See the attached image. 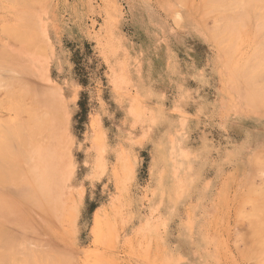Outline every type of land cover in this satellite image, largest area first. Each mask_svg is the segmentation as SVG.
I'll return each instance as SVG.
<instances>
[{
	"label": "rangeland",
	"instance_id": "374dc122",
	"mask_svg": "<svg viewBox=\"0 0 264 264\" xmlns=\"http://www.w3.org/2000/svg\"><path fill=\"white\" fill-rule=\"evenodd\" d=\"M126 11L137 38L127 60L137 55L142 67L131 68L138 98L116 91L119 48L111 53L114 85L106 71L92 85L91 107L84 100L90 115L70 116L47 74L51 35L66 44L82 29L107 66L108 28ZM263 43L264 0H0V264H36V256L37 264H264ZM182 145L186 157L177 159ZM109 156L121 157L113 172L121 209L131 196L123 194L125 171L142 183V159H150L154 197L165 192L158 244L140 233L118 238L134 219L118 209L97 211L89 241H76L86 216L81 194L68 191L78 181L73 160L100 174Z\"/></svg>",
	"mask_w": 264,
	"mask_h": 264
},
{
	"label": "crops",
	"instance_id": "0c3cea01",
	"mask_svg": "<svg viewBox=\"0 0 264 264\" xmlns=\"http://www.w3.org/2000/svg\"><path fill=\"white\" fill-rule=\"evenodd\" d=\"M121 19L122 23H120L117 28L115 27V32L110 33V27H114L116 20ZM110 27L108 28V33L110 35V48L108 49L107 66L105 57H101V53H99L100 45L97 47V45L93 44L92 41L89 42V40L86 39L87 37H83L84 35L82 29L80 39L76 37L74 38L73 34H68L67 39L69 42H67V39L65 38L66 44L63 43V40L57 43L53 34L50 37L51 46L49 49V55H51V59L48 63H46L48 70L47 74L56 82L57 85H59L61 96L70 116H78L82 114L90 115V111L93 110V108H90L91 110L89 112L85 111L83 113L86 105L84 100L87 102L89 101V106L87 105V107H91L90 105L93 104L94 100V96L92 95L97 94V92L94 94L95 92L93 89H95V86L93 87L92 85H98L99 82H103L102 77L106 71L108 72L109 80H111L112 85H114L113 78L110 74V66L111 63L115 62L112 60V56L119 48L121 56L118 61V74L119 77L122 78V82L116 91L124 93L130 98H132V96L138 98L135 94L134 88L130 85L131 68L133 66L137 68L139 67L140 73H142V67L138 61L137 55H134L133 59L127 60V56L130 55L131 51H134L131 48V45L135 40H137L135 35L132 33L131 26L128 23L127 11L123 16H115ZM118 37H122V39H118ZM85 41L86 43L89 42L91 44L90 56L85 54ZM120 44L123 46H120ZM111 53H113V55H111ZM57 54L59 55V61L55 62L53 56ZM111 90V92L115 90L114 86H111ZM88 94L91 95L89 96ZM108 97L111 98L110 96ZM139 99L141 98L139 97ZM141 131L143 134L145 133L144 128L141 129ZM116 149L119 148L116 147ZM145 150L148 156V148L146 145ZM111 156H109L108 163L105 167L106 171L100 174H95L94 170L86 172L85 167L89 164L85 162L84 159L73 160L77 168L78 181L75 187L68 191L72 192L75 190L81 194L83 198L79 202L81 205L80 213L81 216H86V223L83 229L84 231L82 234H78L80 240L77 238L75 233L76 241L78 243H87L89 241V236L86 235V230L88 227L92 226L97 211H117L118 209V211L124 210L126 213H134V219L128 225L130 226V230L126 236L118 235V238H132L137 235V233H140L139 235L144 237L145 241L148 240L152 244H158V238L163 236L161 203H163L165 192L164 189L161 190L159 194H156L155 196H159V200H154V187L150 185V159H142L145 164V177L143 178L142 183L138 178V173L134 177V169L132 170V174L125 171V175L127 176L126 179L128 180L126 182L127 191L123 194L125 199L128 198L129 195L131 196L130 203L121 209L118 208V204L115 203L116 198L114 197L116 194L114 189L116 187V181L113 173L114 168L116 167V164H119L121 157L117 160L116 158L110 159ZM129 160L133 161V164L135 161L138 163L137 159H126L127 162H129ZM156 178L161 182L163 180V172L157 173ZM104 196H107L105 200L95 202V198L101 199ZM117 221L118 219L111 220V223L113 222L116 225L115 229L125 231L122 224H116ZM148 228L154 229L155 232L150 234L148 232Z\"/></svg>",
	"mask_w": 264,
	"mask_h": 264
},
{
	"label": "bare ground",
	"instance_id": "6f19581e",
	"mask_svg": "<svg viewBox=\"0 0 264 264\" xmlns=\"http://www.w3.org/2000/svg\"><path fill=\"white\" fill-rule=\"evenodd\" d=\"M263 46H264V43H263ZM264 63V62H263ZM261 69V68H260ZM250 82V81H249ZM264 83V82H263ZM263 83H261V84H263ZM264 86V85H263ZM259 93V92H258ZM178 144L180 145V142H178ZM178 144H177V146H178ZM176 146V147H177ZM183 148V145H182V147H181V149H178V151H176V154H177V159H185V157H186V154L184 153V150L182 149ZM175 149H177V148H175ZM194 156L196 157V158H200V156H201V153H199V152H196L195 154H194ZM61 166V165H60ZM64 166V165H63ZM61 168V167H60ZM178 168H179V176H180V178L182 179V178H185L186 179V177L188 176V174H189V169H186L185 167H184V165H183V163L182 162H180L179 163V165H178ZM50 169V168H49ZM65 170H66V168H65ZM65 170L63 171V174H62V177H61V180H60V182H59V189H60V191L61 192H66V186L64 185V181H63V176H64V174H65ZM53 171V170H52ZM187 171V172H186ZM48 174V173H47ZM51 174V173H50ZM52 174H53V172H52ZM49 177L51 176V175H48ZM54 176V175H53ZM58 179V178H57ZM57 182H58V180H57ZM53 185V184H52ZM54 186V185H53ZM57 186V185H56ZM56 186H54V187H56ZM45 187V186H44ZM52 187V186H51ZM58 187V186H57ZM46 188V187H45ZM53 188V187H52ZM47 189V188H46ZM50 189V188H49ZM57 189V188H56ZM55 189V190H56ZM49 192V191H48ZM38 214H40V212H38ZM40 219H38L39 220V224H40V228L41 229H39V232L42 230V229H44V226L43 225H41V221L42 220H44L45 219V217H39ZM258 218L260 219V220H264V208H263V211H262V214L261 215H258ZM35 220V219H34ZM237 223V222H236ZM241 226H243V224H241L240 225V227H239V229L237 228V230L238 231H241L242 230V228H241ZM43 227V228H42ZM235 227H238V225H236ZM244 229H246V227L244 228ZM37 230V229H36ZM262 233V232H261ZM42 234H45V233H43L42 232ZM249 234V233H248ZM47 235V233L44 235V236H46ZM258 235V237L260 236L259 234H257ZM252 236V235H251ZM249 237H250V235H249ZM248 237V238H249ZM257 237V236H256ZM263 237H264V234H263ZM45 238V237H44ZM262 238V237H261ZM35 239L36 240H40V239H43L41 236H40V239H37L36 237H35ZM256 239V238H255ZM254 239V240H255ZM46 240V238L44 239V241ZM250 240H251V237H250ZM49 242V240L47 239L46 240V242ZM51 241V240H50ZM246 241H249V240H246ZM253 241V240H252ZM252 241H251V243H252ZM39 244V243H38ZM51 245H53L52 243H50ZM257 244V243H256ZM261 245V244H260ZM47 246H49V245H47ZM253 246H255V245H251V247L254 249H256L257 247H253ZM257 246H259V245H257ZM4 247H6V246H4ZM45 247V246H44ZM53 247V246H52ZM251 247H248L247 249H249V248H251ZM251 248V249H252ZM45 249H48V248H45ZM38 250V249H37ZM238 250V249H237ZM41 250H39V252H40ZM49 252H51L50 250H48ZM240 251V250H239ZM247 250H245V252H246ZM249 251V250H248ZM260 251H261V248H260ZM259 251V252H260ZM262 251H264V249L262 250ZM34 252V251H33ZM38 252V253H39ZM37 253V254H38ZM36 254V255H37ZM253 254H256V253H254L253 252ZM35 255V254H34ZM40 256L42 255V254H39ZM34 257V256H33ZM36 257H39V256H36ZM35 257V258H36ZM42 257V256H41ZM41 257H40V259H41ZM44 257V256H43ZM34 258V260H35V263L37 264V262H36V260L37 259H35ZM39 260V259H38ZM41 260H44V258H42ZM39 262H41L40 260H39Z\"/></svg>",
	"mask_w": 264,
	"mask_h": 264
}]
</instances>
